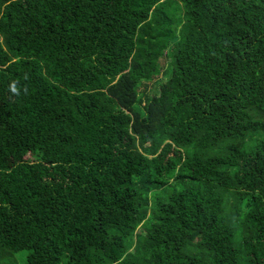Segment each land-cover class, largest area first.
<instances>
[{"label":"trees","instance_id":"1","mask_svg":"<svg viewBox=\"0 0 264 264\" xmlns=\"http://www.w3.org/2000/svg\"><path fill=\"white\" fill-rule=\"evenodd\" d=\"M21 251L264 264V0H0V259Z\"/></svg>","mask_w":264,"mask_h":264},{"label":"rangeland","instance_id":"2","mask_svg":"<svg viewBox=\"0 0 264 264\" xmlns=\"http://www.w3.org/2000/svg\"><path fill=\"white\" fill-rule=\"evenodd\" d=\"M170 60L164 59L161 60V66L162 68H166L169 66ZM161 81V76L152 80L151 82H142L141 87L139 88V93L142 95L143 99H145L144 96H150L151 92L153 91L154 88H157L156 85L158 86V83ZM28 256L27 251H21L17 254H14L11 258H3L0 259V264H25V260Z\"/></svg>","mask_w":264,"mask_h":264},{"label":"clouds","instance_id":"3","mask_svg":"<svg viewBox=\"0 0 264 264\" xmlns=\"http://www.w3.org/2000/svg\"><path fill=\"white\" fill-rule=\"evenodd\" d=\"M14 90V89H13Z\"/></svg>","mask_w":264,"mask_h":264}]
</instances>
